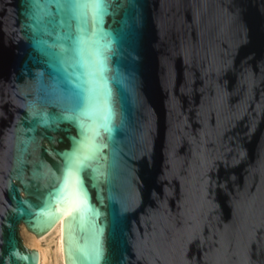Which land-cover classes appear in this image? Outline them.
Instances as JSON below:
<instances>
[{"label": "water", "instance_id": "95a60500", "mask_svg": "<svg viewBox=\"0 0 264 264\" xmlns=\"http://www.w3.org/2000/svg\"><path fill=\"white\" fill-rule=\"evenodd\" d=\"M105 2L107 70L74 113L56 38L76 21L48 6L41 32L0 0V264H40L21 227L62 221L65 264H264V0ZM70 136L94 158L57 196Z\"/></svg>", "mask_w": 264, "mask_h": 264}, {"label": "snow or ice", "instance_id": "6c2138e0", "mask_svg": "<svg viewBox=\"0 0 264 264\" xmlns=\"http://www.w3.org/2000/svg\"><path fill=\"white\" fill-rule=\"evenodd\" d=\"M31 4L36 10L32 16V20L41 32L45 31L49 24L53 27L57 25V21L51 18V13H48L49 19L47 21H45L41 15V10L46 9L48 6H55L57 14L61 16V20L59 21L61 27H64L63 14L65 12L70 13L71 18L76 21L75 32H73L69 25L64 35L56 38V43L60 45V52L57 54V59L61 69L65 73L66 79L68 77L67 67H71L74 71H79L84 77L82 81L83 87H81V84L77 83L74 84L71 89H66L65 91L67 96L72 100L74 113L85 112L91 104L93 98L92 93L95 91V84L99 79L103 78V73L107 70V56L101 51V47L103 49H108L110 48V44L104 43L101 45V41H105L108 36V31L103 27L104 17L112 13L108 11V5L105 0H43V3L41 0H31ZM89 13L91 14L92 20L95 21L94 28L89 22ZM86 50L89 52L92 59L85 58L84 52ZM41 51L43 50L41 49ZM110 114L114 116V114ZM65 119L75 124L79 130L80 137L86 138L85 130L80 125L78 116H67ZM105 130L110 133L109 139H111L113 130L107 126H105ZM69 140L71 142L69 149L60 153L64 160L62 174L65 177V184L62 185L61 188L54 190V194L57 196L60 195L63 187L68 184L73 173L79 176L88 171V162L90 159L94 158V154L92 153L84 154L81 148V140H77L76 137L71 136ZM89 178L92 180L91 186L96 188L95 170L90 173ZM75 187L79 194L84 197H89L88 187L83 180H77L75 182ZM37 207H54V204L42 200ZM112 220L113 224L118 223L115 214H113Z\"/></svg>", "mask_w": 264, "mask_h": 264}, {"label": "bare ground", "instance_id": "6f19581e", "mask_svg": "<svg viewBox=\"0 0 264 264\" xmlns=\"http://www.w3.org/2000/svg\"><path fill=\"white\" fill-rule=\"evenodd\" d=\"M63 221L60 222L47 236L37 238L35 235L29 233L24 226L21 227V234H25L29 240V244L25 241V244L31 249L38 250L40 253V264H51L54 253L53 264H65L64 250H63ZM55 244V250L51 247ZM45 247V248H44Z\"/></svg>", "mask_w": 264, "mask_h": 264}, {"label": "rangeland", "instance_id": "374dc122", "mask_svg": "<svg viewBox=\"0 0 264 264\" xmlns=\"http://www.w3.org/2000/svg\"><path fill=\"white\" fill-rule=\"evenodd\" d=\"M21 235H22V234H21ZM22 237H23L24 242H25V241H27V243L29 242V240L27 239V236H26L25 234H23ZM28 244H29V243H28ZM52 245H53V246L51 247V249H52V250H53V249L55 250V248H54V247H55V244H52ZM29 248H30V247H29ZM44 248H45V247H44ZM54 250H53V251H54ZM51 253H52L53 256L50 257V260L53 259V260H51V261H52L51 264H53V261H54V253H53V252H51Z\"/></svg>", "mask_w": 264, "mask_h": 264}]
</instances>
